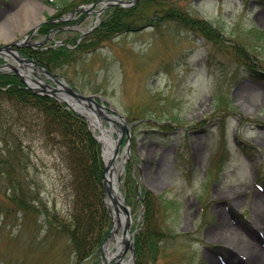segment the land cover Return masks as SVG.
Here are the masks:
<instances>
[{
    "label": "rangeland",
    "instance_id": "1",
    "mask_svg": "<svg viewBox=\"0 0 264 264\" xmlns=\"http://www.w3.org/2000/svg\"><path fill=\"white\" fill-rule=\"evenodd\" d=\"M162 1L210 20L230 39L249 43L251 25L264 29V0ZM106 4L101 9L79 3L71 15L65 12L59 17L45 0H0V46L24 40L23 48L37 49L60 45L82 33L85 36L99 26L107 8L118 3ZM47 23H51L49 30L41 32ZM229 44L233 42L222 46ZM249 49L258 56V67L264 72V50ZM231 52L230 47L220 49L173 23L149 24L103 41L56 72L80 92L101 96L124 114L127 123L135 121L132 117L145 116L135 129L134 125L125 129L117 157L121 162L130 148L120 188L127 176L126 165L135 159L130 173L139 188L160 197L157 220L165 237L157 241L156 254L145 264H248L244 245L212 235L222 220L264 249V243L252 235L262 234L264 228L251 208L254 192L264 205V74L251 77ZM8 60L14 62L12 57ZM217 78L233 110L215 109L211 90ZM153 105L161 110L165 105L173 108L178 119L162 127L148 119L147 108ZM36 158L35 174L45 200V183L48 194L59 187L55 171L45 170L42 150H37ZM119 167L118 163L117 172ZM107 200L113 209L108 195ZM57 202L64 207L62 196ZM130 210L134 238L141 230L144 207L130 206ZM4 223H0V264H61L64 260L63 241L55 240L53 250L45 248L42 215L13 222L6 218ZM98 258L100 264L104 256L99 249ZM125 259L131 264L129 254Z\"/></svg>",
    "mask_w": 264,
    "mask_h": 264
},
{
    "label": "trees",
    "instance_id": "2",
    "mask_svg": "<svg viewBox=\"0 0 264 264\" xmlns=\"http://www.w3.org/2000/svg\"><path fill=\"white\" fill-rule=\"evenodd\" d=\"M93 1L96 0H45L56 8L59 16L72 11L79 3ZM170 23L193 31L220 49L230 47L233 59L240 66H245L251 77L261 78L260 74H264L258 67V56L249 49L264 50V29L251 25L249 33L252 40L249 43L230 39L210 20L191 15L174 2L164 3L162 0H139L129 7L114 5L107 8L95 30L79 42L80 34L67 40L72 47L61 44L37 49L23 48L20 51L56 73L77 61L82 53L96 50L103 41L113 36L148 24L160 27ZM47 24L48 27L43 26L41 32L49 30L51 23ZM227 40L233 44L222 46ZM222 83L218 79L213 85V104L215 109L223 107L228 112L234 107ZM155 105L147 108L150 112L148 119L166 128L178 119V113L173 108H166L168 104L162 110ZM156 110L166 115L157 114ZM144 117H132L135 120L132 121L134 129ZM153 125L156 126L155 123ZM38 149L45 154V170L55 171L59 187L55 193L48 194L45 183V200L40 180L35 174L39 167L36 158ZM132 160L126 165L127 176L121 190L130 206L134 208L141 204L144 207L141 230L134 236V264H145L156 254L155 244L165 234L157 220L160 197L143 186L139 188L130 173L135 159ZM103 170L100 144L85 117L55 97L33 91L14 72L0 71V223L6 222V218L13 222L19 218L42 215L45 248L53 250L55 240L63 241L61 253L65 258L61 264H99L98 249L111 224L104 203ZM58 194L64 199V207L58 206Z\"/></svg>",
    "mask_w": 264,
    "mask_h": 264
},
{
    "label": "water",
    "instance_id": "3",
    "mask_svg": "<svg viewBox=\"0 0 264 264\" xmlns=\"http://www.w3.org/2000/svg\"><path fill=\"white\" fill-rule=\"evenodd\" d=\"M109 2V3H118L122 6H128L134 3L137 0H98L95 3L85 5V8L91 7V5H96L100 2ZM104 5H107L104 3ZM78 9V8H77ZM24 44L23 40L12 42L10 44L0 46V57L1 56H12L17 64L20 66V69L15 66L12 62H6L0 65V69H8L16 72L20 79L24 81L29 87H31L35 92L41 94L51 95L57 98L59 101L65 102L69 107L75 110L78 114L84 116L89 125L92 126L91 131L93 132L94 137L100 143L101 154L104 160L105 168L103 171L104 178V189L105 193L110 197V201L113 204V210L107 209L111 214L112 218V228L109 235L105 238L104 242L100 246V250L104 254V249L107 243L108 238L116 231V227L120 226L121 234L127 237V241L124 243V247L121 252L116 256L114 264H126L124 257L128 251H130L131 256L134 255V248L131 239V212L129 206L125 203L124 197L120 190V178L119 175H115V160L121 149L122 139L125 129L129 128L125 117L113 106L106 105L103 102V98L98 94H84L77 90L76 88L71 87L63 78H58L56 74L49 72L46 68L38 67L34 61L23 56L18 47H21ZM27 68V72L23 68ZM40 72L48 78L51 83H47L40 75ZM33 73L35 77L31 75ZM91 118L93 122H91ZM104 120L109 123V127H105ZM117 126L120 128L118 129ZM95 128L99 130L98 135L94 133ZM113 133H116V137L113 136ZM103 144L110 148V156L105 159L103 152ZM126 155L129 154V148L125 151ZM125 158V157H124ZM123 166H121V171ZM114 176V180L110 182V176ZM111 183V184H110ZM115 193L116 197L111 194ZM119 207L124 211V215H121ZM124 216V217H123ZM121 217L124 218L122 222ZM121 223H124L121 225ZM116 224V225H115ZM101 264H110V261L104 255V259Z\"/></svg>",
    "mask_w": 264,
    "mask_h": 264
},
{
    "label": "bare ground",
    "instance_id": "4",
    "mask_svg": "<svg viewBox=\"0 0 264 264\" xmlns=\"http://www.w3.org/2000/svg\"><path fill=\"white\" fill-rule=\"evenodd\" d=\"M91 122H93L92 118H91ZM103 152H104L105 159H107L108 156H110L111 151H110V148L106 146L105 144H103ZM116 161L117 160H115V166L117 164ZM116 174H117V171L115 168V175ZM115 175L109 177L110 182L114 180ZM111 194L116 197L115 193L111 192ZM258 196H259V193L254 192L252 202H251L252 214L255 220L260 221V224L264 228V205L263 204L260 205V203L258 202L259 200L257 199ZM119 209H120L121 215H124V211L122 210V208L119 207ZM123 217H121L122 222H124ZM123 224L124 223H121V225ZM253 224L259 227L254 222ZM119 227L120 226L116 227V231L113 232V234L110 236L108 242L106 243L105 249H104V255L108 261H111L112 259L116 258V256L123 249L125 241H127L128 239L127 237L117 233ZM255 234L256 233L252 235H254L255 238L258 237L260 241L264 243V229L262 231V234H259V233H257L256 235ZM212 235L214 237H221V236L228 237L229 239L233 241H237L238 243L244 245V248L247 250L246 252L249 254L248 264H264V249H262L261 247H260L261 249H259L257 245H255L250 240H247L248 237L246 238V236L241 235L237 227H232L230 224H227L225 223L224 220H222L220 224L218 225V227L214 230V232H212ZM111 245L113 246L111 247ZM215 264L217 263L215 262Z\"/></svg>",
    "mask_w": 264,
    "mask_h": 264
}]
</instances>
